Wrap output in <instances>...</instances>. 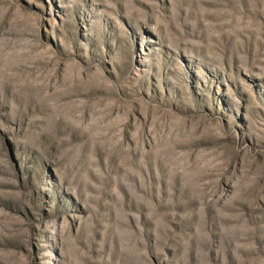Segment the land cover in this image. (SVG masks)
I'll return each instance as SVG.
<instances>
[{
  "label": "rangeland",
  "instance_id": "rangeland-1",
  "mask_svg": "<svg viewBox=\"0 0 264 264\" xmlns=\"http://www.w3.org/2000/svg\"><path fill=\"white\" fill-rule=\"evenodd\" d=\"M0 264H264V0H0Z\"/></svg>",
  "mask_w": 264,
  "mask_h": 264
}]
</instances>
